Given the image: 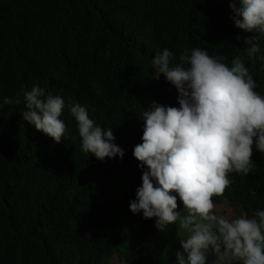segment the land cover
Segmentation results:
<instances>
[{
	"label": "trees",
	"instance_id": "1",
	"mask_svg": "<svg viewBox=\"0 0 264 264\" xmlns=\"http://www.w3.org/2000/svg\"><path fill=\"white\" fill-rule=\"evenodd\" d=\"M229 3L0 0V103L13 101L0 113V264H177L181 239L163 238L155 218L129 214L142 185L133 156L139 116L153 101L179 107L176 89L151 77V60L165 49L174 63L195 48L229 66L239 57L264 87V35L237 29ZM253 43L259 51L250 58ZM33 86L62 97L68 110L86 106L96 125L111 128L123 159L84 153L72 120L59 144L24 122V93ZM252 161L249 174L213 197L218 215L264 210V153L255 146Z\"/></svg>",
	"mask_w": 264,
	"mask_h": 264
},
{
	"label": "clouds",
	"instance_id": "2",
	"mask_svg": "<svg viewBox=\"0 0 264 264\" xmlns=\"http://www.w3.org/2000/svg\"><path fill=\"white\" fill-rule=\"evenodd\" d=\"M229 6L237 29L264 35V0H230ZM245 51L254 57L259 46L253 43ZM224 59L195 48L190 54L184 50L178 63L168 49L151 60V77L163 76L176 89L179 107L153 101L139 116L144 121L142 143L133 156L142 170V185L130 201L129 214L155 218L163 238L181 239L177 264H264V210L251 218L229 219L216 213L213 201L223 196L234 176L251 172L253 146L264 153V87L239 57L231 66ZM24 100L23 121L55 143L62 142L72 120L84 153L101 161L123 159L111 128L96 125L86 106L73 104L69 112L62 97L45 95L39 86L25 92ZM12 103H0V113ZM177 198L186 214L178 210Z\"/></svg>",
	"mask_w": 264,
	"mask_h": 264
},
{
	"label": "bare ground",
	"instance_id": "3",
	"mask_svg": "<svg viewBox=\"0 0 264 264\" xmlns=\"http://www.w3.org/2000/svg\"><path fill=\"white\" fill-rule=\"evenodd\" d=\"M161 3V2H160ZM150 5V4H149ZM224 8V7H223ZM222 8V9H223ZM211 9V8H210ZM214 9V8H213ZM207 11V10H206ZM214 11V10H213ZM202 12V11H201ZM216 12V11H215ZM218 13H219V11H218ZM218 13H217V15H218ZM226 15H227V13H226ZM230 17V16H229ZM228 17V18H229ZM205 18V17H204ZM148 19V18H147ZM199 19H201V18H199ZM199 19H198V21H199ZM214 21V20H213ZM230 21V20H229ZM150 22V21H149ZM152 23V22H151ZM209 23H210V21H209ZM212 27V26H211ZM195 30V29H194ZM201 30V29H200ZM145 31V30H144ZM195 32V31H194ZM237 34H239V33H237ZM242 34V33H241ZM243 35V34H242ZM143 37V36H142ZM260 37V36H259ZM262 37V36H261ZM260 37V38H261ZM246 38V37H245ZM264 38V37H263ZM243 39V38H242ZM241 39V40H242ZM163 40V39H162ZM264 40V39H263ZM156 41V40H155ZM157 41H158V39H157ZM156 41V42H157ZM147 42V41H146ZM152 42V41H151ZM159 42V41H158ZM232 43V42H231ZM235 43V42H234ZM260 43V42H259ZM162 44V43H161ZM261 44V43H260ZM232 46V45H231ZM240 49V48H239ZM240 52H241V50H240ZM264 52V51H263ZM214 53V52H213ZM242 53V52H241ZM218 55V54H217ZM242 56V55H241ZM260 56V55H259ZM241 59V58H240ZM247 59H248V57H247ZM260 60H262V59H260ZM256 61H259V60H256ZM246 62V61H245ZM252 62H254L253 60H252ZM255 63V62H254ZM252 64V63H251ZM258 64V63H257ZM264 64V63H263ZM253 66V65H252ZM259 66V65H258ZM258 66H256V67H258ZM262 66V65H261ZM248 68V67H247ZM259 68V67H258ZM263 69V68H262ZM250 70V69H249ZM257 70V69H256ZM256 70H255V72H256ZM121 170H123V169H121ZM264 174V173H263ZM124 175V174H123ZM127 176V175H126ZM125 177V176H124ZM120 179V178H119ZM122 181V180H121ZM183 206V205H182Z\"/></svg>",
	"mask_w": 264,
	"mask_h": 264
},
{
	"label": "rangeland",
	"instance_id": "4",
	"mask_svg": "<svg viewBox=\"0 0 264 264\" xmlns=\"http://www.w3.org/2000/svg\"><path fill=\"white\" fill-rule=\"evenodd\" d=\"M212 258H210V260H211Z\"/></svg>",
	"mask_w": 264,
	"mask_h": 264
}]
</instances>
